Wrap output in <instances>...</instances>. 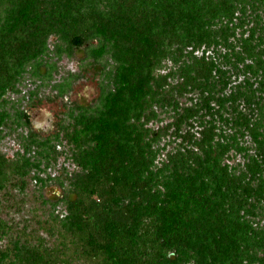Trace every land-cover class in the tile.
Wrapping results in <instances>:
<instances>
[{
  "label": "trees",
  "instance_id": "1",
  "mask_svg": "<svg viewBox=\"0 0 264 264\" xmlns=\"http://www.w3.org/2000/svg\"><path fill=\"white\" fill-rule=\"evenodd\" d=\"M53 35L100 93L42 135L7 95L51 76ZM13 121L0 264H264V0H0V141ZM31 179L62 188L40 201L64 207L40 217L56 243L3 217Z\"/></svg>",
  "mask_w": 264,
  "mask_h": 264
},
{
  "label": "rangeland",
  "instance_id": "2",
  "mask_svg": "<svg viewBox=\"0 0 264 264\" xmlns=\"http://www.w3.org/2000/svg\"><path fill=\"white\" fill-rule=\"evenodd\" d=\"M55 35L50 38V54L48 60L54 65L50 77H45L42 72H37L35 67L30 68L19 84L18 92H10L7 96L13 109L25 108L31 116L33 127L42 135H48L55 132L57 126L62 120L67 121L66 111L73 102L82 104L90 103L97 99L100 93L101 79L95 76L93 70L86 72L89 62L86 60V54L83 51L75 55L62 53L58 55L54 50ZM49 65V64H47ZM69 85H71L69 87ZM62 87V88H61ZM67 88L66 95L61 94V90ZM35 98H41L39 104H32ZM12 110V108L10 107ZM15 111H13V115ZM7 134L1 141L0 147L8 156H15L17 151H22L19 145V134L26 132V129L19 127L16 121H13V130ZM61 156L57 164L53 165L46 172H40L41 176H55L62 171L65 164ZM65 165V166H66ZM14 201H17L20 209L15 206L9 208L3 206V217L10 223L11 232L19 238L36 240L38 237H46L50 243H56L57 239H52L50 235L41 228L40 217L43 211L49 213L52 210L63 212L62 204L54 206L52 203L42 204L40 201L49 198V201L56 200V197L62 194V188L54 181L50 180L45 185L36 183L34 179L30 180L27 189L24 191L15 189ZM43 193V197L41 196Z\"/></svg>",
  "mask_w": 264,
  "mask_h": 264
}]
</instances>
